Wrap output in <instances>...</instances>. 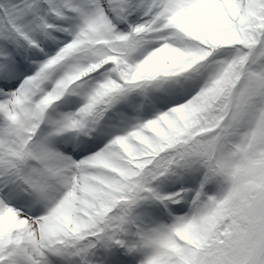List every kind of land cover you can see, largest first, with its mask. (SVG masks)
<instances>
[{"label":"snow or ice","instance_id":"obj_1","mask_svg":"<svg viewBox=\"0 0 264 264\" xmlns=\"http://www.w3.org/2000/svg\"><path fill=\"white\" fill-rule=\"evenodd\" d=\"M0 264H264V0H0Z\"/></svg>","mask_w":264,"mask_h":264}]
</instances>
